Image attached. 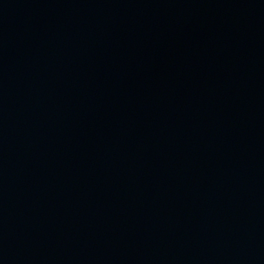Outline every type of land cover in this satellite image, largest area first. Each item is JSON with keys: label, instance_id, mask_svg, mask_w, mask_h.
I'll return each instance as SVG.
<instances>
[{"label": "water", "instance_id": "obj_1", "mask_svg": "<svg viewBox=\"0 0 264 264\" xmlns=\"http://www.w3.org/2000/svg\"><path fill=\"white\" fill-rule=\"evenodd\" d=\"M0 264H264V0H0Z\"/></svg>", "mask_w": 264, "mask_h": 264}]
</instances>
